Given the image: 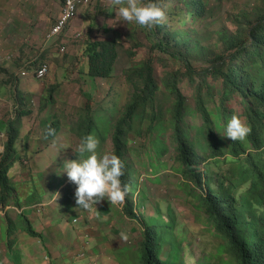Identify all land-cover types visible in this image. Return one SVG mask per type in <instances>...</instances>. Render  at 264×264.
Returning a JSON list of instances; mask_svg holds the SVG:
<instances>
[{
  "label": "rangeland",
  "instance_id": "obj_1",
  "mask_svg": "<svg viewBox=\"0 0 264 264\" xmlns=\"http://www.w3.org/2000/svg\"><path fill=\"white\" fill-rule=\"evenodd\" d=\"M54 1L59 3V0ZM98 1V10L95 13L98 19V26L95 28L98 29V33L93 35L87 28H79L81 23L78 13L69 28L72 32L78 28L74 33H80L81 36L73 38L75 34H72V37L67 38L66 50L60 53L54 47L43 49V46H35L31 43L26 44L22 49L23 42L26 41L21 32L23 20L16 18V15L8 14L12 9L8 12L6 10L14 6L19 13L22 9V0H0V157L6 141L2 123L17 122L18 131L16 153L18 159L9 171L15 191L7 206L0 205V226L7 236L12 234L10 227L14 221L21 229L27 228L25 215H18L22 211L21 207H17L19 200H32L34 197L42 196L43 191L46 193L54 191L56 185L66 182L68 185L65 184L55 198L59 205L55 213L48 208L49 206L45 207L46 209L35 207L36 211L40 209V214H35V217L40 224L37 229L41 232L37 234L35 241L42 245L43 250L46 246L56 249L58 255L54 261L59 259L55 263H49V251L44 254L45 257L32 252L31 254L37 258L39 264L43 263L42 259L49 264H66L63 261L66 258L67 264H92L93 262L95 264H134L139 260L140 255L141 221L153 224L154 218L160 220V216L155 217L156 211L162 213L164 223L169 220L172 230L183 227L185 231H189L194 241L192 253L186 254V260L194 264V259L204 254H215L219 240L209 231L210 226L199 218V202L193 196L187 195L188 192L182 186L183 180L177 172L178 166L174 159L171 132L167 127L173 99L166 88V83L168 74L179 66L167 54L150 52L141 26L134 22L127 24L124 21L115 20L112 0H107V4ZM174 2L175 0H164L166 7ZM255 2V0H223L222 2L210 0L209 5L212 4L213 7L210 15L202 21L193 22L198 39L203 44L213 45L223 25L229 29L234 27L229 14L237 7ZM62 3L63 0H60V7ZM52 6L56 4L53 3ZM91 8L94 7L91 6ZM107 21L115 23L114 26L107 24ZM100 39L117 42V58L113 72L108 78L88 76L85 47L89 41ZM8 57L11 59L7 60ZM148 57L152 60L153 77L157 86L153 107L154 110L162 112L161 121L167 130L162 131L158 139L159 135L148 129L147 121L143 124L134 121L131 123L132 129L122 137L125 148L123 155L128 165L127 172L130 176H134L132 179L136 180V187L133 193L129 194V199L134 203L137 198V204L133 206L134 213L139 212L137 219L130 221L124 216L123 220H117L115 215L112 219L115 225L111 223L112 228H110L103 221L97 225V219L101 217L99 209L95 211L89 209L88 215L91 216L90 219L93 218V222L82 220L75 226L72 221L67 220L73 211V204H69L67 199L68 196H72L76 185L61 172L63 170L61 165L65 159L76 158L77 154L70 146L61 149L60 145L70 143L75 148L83 136H78V127L87 125L86 118L89 117L92 120L91 134L99 142L97 152L112 153L113 125L120 117L119 111L128 102L133 92L126 80L125 71H129ZM44 61L48 63L50 70L43 79H36L34 74L40 63ZM25 63H31L28 67L31 75L17 76L18 80L15 79V73L21 71ZM29 81L34 86L31 90L27 88ZM176 82L187 107L192 110V113L185 116L184 127L194 134L201 125V118L194 110V87L186 75H177ZM214 84L217 85L216 82ZM212 91L215 93V88ZM209 97L213 99V95L210 94ZM217 97L215 95L216 99ZM226 105L237 112L242 110L238 97L231 98ZM21 112L26 115L19 118ZM54 123L58 126V132L55 136L45 139L43 135L45 129ZM26 130H29L28 134ZM32 138L36 149L42 151L38 154L40 159L37 162V174L31 173L35 170H31V156L24 154V148H22L23 145L27 147L26 142L29 139L31 141ZM19 151L23 153L20 154ZM190 186H192L191 183ZM17 197H20L19 200ZM138 202L141 204L144 202V208ZM28 203L30 204L26 206L33 204L32 201ZM118 206H121V203H118ZM45 216L54 219V222L58 218L57 227L45 221ZM6 223L9 225L5 226ZM31 227L33 228L32 225ZM60 232V236L55 238ZM6 235L0 241V264H31L33 260L31 254L29 261L24 262L23 255L13 249L20 248L19 240L15 238L29 234L22 232L21 236H10L11 245L6 243ZM42 235L50 237L48 245H45Z\"/></svg>",
  "mask_w": 264,
  "mask_h": 264
},
{
  "label": "trees",
  "instance_id": "obj_2",
  "mask_svg": "<svg viewBox=\"0 0 264 264\" xmlns=\"http://www.w3.org/2000/svg\"><path fill=\"white\" fill-rule=\"evenodd\" d=\"M255 1L229 14L234 27L229 29L223 25L211 46L201 43L193 27V22L210 15L213 8L210 0H175L168 7L160 0L165 11L164 20L151 29L142 27L150 52L167 54L180 68L172 69L166 83L173 99L167 127L171 132L174 159L187 195L199 202V218L210 226L209 231L219 240L215 254H204L194 259V264H264V0ZM116 43H87L84 52L88 58L89 77H110L117 58ZM177 75H186L194 87V110L201 118V125L194 134L184 127L185 116L192 110L177 86ZM125 77L133 92L113 125L112 153L123 161L121 180L129 189L121 203L122 213L136 221L139 212L134 213L133 206L137 198L134 203L129 199L136 180L127 172L122 137L132 129L134 121L139 124L147 121L148 129L158 134V139L167 127L161 121L162 112L153 107L157 86L151 57L125 71ZM233 97L239 98L241 112L226 105ZM233 114L250 128L243 141L232 142L216 130L223 131ZM22 115L26 113L21 112L19 118ZM86 119L87 125L78 127V136L92 133V120ZM16 123L2 124L6 135L0 157L2 207L7 206L15 191L9 170L18 159ZM49 129L53 134L46 135ZM57 132L58 126L54 123L43 135L47 139ZM137 197L142 200L139 195ZM144 202L138 204L143 206ZM157 216L160 220L154 218L153 224L141 221L140 255L134 264H190L186 254L192 253L194 238L183 227L172 230L169 220L162 221V213L156 211ZM25 223V231L37 237L27 219Z\"/></svg>",
  "mask_w": 264,
  "mask_h": 264
},
{
  "label": "clouds",
  "instance_id": "obj_3",
  "mask_svg": "<svg viewBox=\"0 0 264 264\" xmlns=\"http://www.w3.org/2000/svg\"><path fill=\"white\" fill-rule=\"evenodd\" d=\"M103 1L104 0H100V2L105 4V2ZM83 7H86V5ZM112 11L115 12V20L124 21L127 24L134 22L136 25L147 29H151L154 25L161 23L165 18V11L161 5L160 0H112ZM110 21H107L106 23L112 24L114 26L115 23H111ZM69 25L68 27H70ZM61 37L62 35H60L54 42L47 41L45 37L43 49H46L48 45L52 44L51 47H54L60 53H64L65 51L61 52L60 49L64 46L66 50V42H61ZM70 37H72V34L68 35V38ZM10 59V57L7 58V60ZM43 63H46L48 65V63L45 61L41 62L38 69ZM29 66H31V63H25L23 69L15 73L16 78L17 76H30L31 72L28 71ZM24 70L28 73L26 76L22 74ZM37 70L34 76L36 75ZM46 74L42 78H36V76L35 78L43 79ZM216 130L220 132L222 136L229 138L232 142L238 140L243 141L246 135L250 132V128L248 127V125L245 124L241 120V118L235 114H233L227 120L226 126L224 127L223 131H219L217 128ZM51 134H53V130L49 129L46 135ZM98 143V139L94 135L86 134L80 138V141L75 148H73L70 143L67 145L62 143L60 145L61 149H65L70 146L77 154L76 158L65 159L61 165L63 169L61 172L65 173L68 180L76 185L74 191L75 209L87 210L90 209L93 205L96 206L97 203L102 200H106L110 205L122 203L129 190L128 185L126 183H122L121 180L124 171L123 161L118 155L114 153H98ZM65 184L67 183L64 182V185ZM119 208L121 214L125 216L122 213L121 206H119ZM75 218L77 219V223H74L73 225L76 226L79 222V217ZM139 236L141 235L139 234ZM124 238H126V236ZM92 264L95 263L93 262Z\"/></svg>",
  "mask_w": 264,
  "mask_h": 264
},
{
  "label": "crops",
  "instance_id": "obj_4",
  "mask_svg": "<svg viewBox=\"0 0 264 264\" xmlns=\"http://www.w3.org/2000/svg\"><path fill=\"white\" fill-rule=\"evenodd\" d=\"M98 0L94 1L92 3L91 6H93L94 8H91V6L89 7H83L80 9L79 14H78V19H80V27L79 28H87V30H90L91 33L93 35H96L98 33V29H96L95 27L98 26L97 24V17H95V13L98 10ZM103 2H105V4H107V0H104ZM55 3L56 6H52V4ZM60 3V0H59ZM58 1H54V0H22V6H21V11L18 13L17 10L15 9V7L13 6V8H7V12L8 10H11V13H8L10 15H16V18L18 19H22L23 22H21V32L23 33V38L26 39L25 42H23L22 45V49L23 46H25L28 43H31V45H35V46H43L44 42H45V37L46 34L49 32V30L52 27V24L54 21H56V19L59 17L60 12H61V7L59 6ZM12 4V2H11ZM7 14V13H6ZM87 16V17H85ZM77 18V17H76ZM75 20V19H74ZM73 20V21H74ZM72 21V22H73ZM31 22V23H30ZM71 22V23H72ZM71 25V24H70ZM69 25V26H70ZM78 28H75L74 31H77ZM74 31H71V28H67L65 30V32L62 34V37L60 39L61 42L65 43L67 41L68 35H71L74 33ZM72 32V33H71ZM108 39H100L99 41H105ZM52 46L48 45L46 47L50 48ZM34 86L31 84V81L28 82L27 84V88L29 90H31V88H33ZM3 124V123H2ZM29 130H26V134H28ZM27 147H25V145L22 146V148H24V154H27L29 156H31V170L35 169L34 174H37L36 172V167H37V162L40 159V156L38 155L39 153H41L42 151H39L36 149L35 147V141L32 138L31 141L29 139L28 142H26ZM16 149L18 151V145L16 143ZM20 154L23 153L21 151H19ZM66 183V182H65ZM64 185V183L62 184H58L54 187V191H49V192H44L43 191V195L42 196H37L32 198V200H20L19 204L22 207V211L20 213H18V215L24 214L25 217L29 220L30 225L33 226V230H35V232L37 234H40L41 232L37 229V227L40 226L39 222H38V218L35 217V214H40V209H37L35 207H48L50 210H52L53 213H55V211L57 210V202L55 201L56 196H58L59 191L61 190L62 186ZM76 186L73 188V192H72V196H68L69 198L67 199V202L72 203L73 204V211L72 214L67 218V220L72 221V218L77 217V215L79 216V223H81L82 220H84L85 222H89L92 223L93 222V218H91V216L88 215V211L89 209L85 210V209H75L74 205H75V197H74V191H75ZM69 195V193H68ZM20 198V197H19ZM28 201H32V205L30 206H26V204H30L28 203ZM66 202V203H67ZM46 209V208H45ZM94 211L95 210H100L101 211V217L100 219H97V225H100L102 223V221L104 223H106L107 225H109L110 228H112L111 223L113 225H115L112 222V219L114 218V216L116 215V219L117 220H123L124 216L121 214L120 212V208L118 206V204H113L110 205L106 200H102L100 202L97 203V205H93L92 208ZM24 212V213H23ZM6 215V213H5ZM110 215H112V217H110ZM23 216V215H22ZM32 217V219H31ZM47 216L44 217L45 221L50 222L51 224H55L57 227V224L59 223V219L56 218L55 222L54 219H49L46 218ZM68 221V222H69ZM89 223H87V225L89 226ZM15 224V226L13 227V225ZM50 224V225H51ZM9 224L6 223L5 226H8ZM13 225L11 227V235L7 236L5 234V232L2 231V227L0 226V241L2 240L3 236L5 238V235L7 236V242L8 245H11V241H10V236H21L20 233L22 232H26L25 229H21V227L18 226L17 222L14 221ZM10 227V226H9ZM50 229V228H49ZM10 232V231H9ZM8 233V231H7ZM9 234V233H8ZM61 232L55 237L58 238L60 236ZM17 240H19L20 243V248H13L15 249L16 252H20L23 255V261L27 262L29 261L28 259L30 258V254L33 252L35 253V255H41L45 257V253L49 251V256H50V262L49 263H55L58 260L54 261L57 258V250L54 249L53 247L49 248L48 246L45 247V249L43 250V247L41 244H38L37 241H35L37 239V237H32L31 235H22L20 238H15ZM42 240L45 242V245H48L50 242V237L49 236H45L42 235ZM12 253V251H11ZM31 256L33 257V260H31V264H39L37 262V258H34V256L31 254ZM91 257V256H90ZM95 259V257L93 258ZM43 263L41 264H49L45 259H42ZM64 263H68V259H64L63 260Z\"/></svg>",
  "mask_w": 264,
  "mask_h": 264
},
{
  "label": "built area",
  "instance_id": "obj_5",
  "mask_svg": "<svg viewBox=\"0 0 264 264\" xmlns=\"http://www.w3.org/2000/svg\"><path fill=\"white\" fill-rule=\"evenodd\" d=\"M94 1L96 0H64L60 16L58 17L56 23L53 25V27L50 29L49 33L46 36L47 41L54 42L60 35H62V33L71 23V21L77 16L79 9L85 5L89 6ZM80 36L81 34L77 33L73 36V38ZM60 50L61 52H64L65 47H61ZM48 70L49 66L46 63L41 64L40 68L37 70V73L35 75L36 78H42ZM22 74L26 76L28 73L24 70ZM72 222L77 223V219L73 218Z\"/></svg>",
  "mask_w": 264,
  "mask_h": 264
}]
</instances>
